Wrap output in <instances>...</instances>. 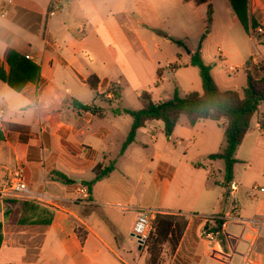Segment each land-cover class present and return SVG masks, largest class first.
Returning a JSON list of instances; mask_svg holds the SVG:
<instances>
[{
  "label": "crops",
  "instance_id": "0c3cea01",
  "mask_svg": "<svg viewBox=\"0 0 264 264\" xmlns=\"http://www.w3.org/2000/svg\"><path fill=\"white\" fill-rule=\"evenodd\" d=\"M133 1L70 0L69 11L58 9L51 17L50 9L61 7L63 0H0V68L8 72V57L12 51L31 56L33 60L30 61L41 68L40 80L28 83L21 92L0 79V109L5 110L0 117L3 136L0 139V188L15 169L23 167L25 182L33 195L29 200L0 199V264H148V248H140L133 238L141 209L189 218L180 244L175 250L166 244L159 264H243L244 255L250 251L256 264H264V200L248 213L246 205L241 207L238 201H241L240 196H248L249 192L236 179V190L231 192L221 185L224 179L215 180L213 188L208 184L209 180L199 183L196 188L182 184L181 166L196 168V163L201 166L203 159L206 165L215 168L217 161L208 157L217 152L210 150L208 142L194 156L190 157L186 152L180 168L171 164L172 156L163 158V154L157 152V172L152 179L148 176L146 182L144 171L140 172L129 164L121 166L120 161L127 158L136 141L121 155L122 148L114 151L115 133L123 129L127 139L133 118L126 121L124 116L130 115L116 114L118 108L107 107L102 102L115 103L114 94L109 92L115 83L120 86L123 97L122 80L85 73L81 60H90V46L104 43L100 31L106 16H134L130 4ZM225 1L227 15L240 23L232 15L230 0ZM187 3L197 7L211 4L212 21H217L214 0L201 5L193 0ZM249 6L250 17L258 27L264 25V0H249ZM5 9L8 14L2 16ZM77 19L83 24H77ZM109 34L112 42H116L111 31ZM246 34L249 40L256 42L251 34ZM194 53H189L190 65ZM200 53L205 61L204 49ZM261 59L264 60V56L250 52L248 58L228 72L236 73L241 69L246 76V65L251 60V71L261 78L260 68L264 62ZM218 73L222 75L224 72ZM93 75L100 79L97 92L100 97L87 83ZM213 76L222 90L242 91L247 85V76L242 80L240 77H215V72ZM236 81H239L241 90ZM199 92L202 93L203 89ZM74 100L102 111L95 114L77 110L73 106ZM262 105L238 156L245 144L252 141L253 131L262 129ZM209 121L213 120L194 126L205 131L209 128ZM120 122H125L126 127H121ZM178 126L171 138L178 137ZM193 139L191 142L196 140ZM257 143L254 140L252 146ZM238 159L250 160L244 156ZM112 161H116L115 170L93 186L89 199H83L79 190L88 187L82 183L95 179L94 169L98 165L107 167ZM151 163L155 164V160ZM54 172L65 174L76 184L65 185L54 177ZM118 176L127 180L130 176L138 177L139 182H143L139 197L135 190L140 188L129 190L126 196L114 189L113 182ZM175 183L178 187L172 189ZM124 200H128L127 203ZM232 202L240 206L239 216L245 222L228 221L223 229L225 239L217 238L210 243L203 236L208 220L228 217L233 207L228 210L229 203ZM120 206L128 209L123 210ZM113 208L132 214L128 228L111 213V216L107 215L106 211L112 212ZM76 224L87 231L84 243L76 231Z\"/></svg>",
  "mask_w": 264,
  "mask_h": 264
},
{
  "label": "rangeland",
  "instance_id": "374dc122",
  "mask_svg": "<svg viewBox=\"0 0 264 264\" xmlns=\"http://www.w3.org/2000/svg\"><path fill=\"white\" fill-rule=\"evenodd\" d=\"M63 2L58 9L69 11L70 0ZM225 2L214 0L217 13L215 23L212 21L213 15H210L209 4L197 7L182 0H134L130 3L134 8L133 17L106 16L101 22L100 31L104 43L90 46V60H81L85 73L91 72L111 79L120 77L122 80V99L118 101L113 96L115 103L111 105L103 101L102 104L118 109L138 110L142 107L140 96L145 91L153 93L152 97L157 101L173 98L176 90L181 96L193 90L202 91L200 71L189 64L193 51L202 49L206 64L212 66L215 77H240V80L246 77L241 69L236 73H229L228 70L242 63L250 52H254L256 56H264V35L256 37V42L249 40L241 24L227 15ZM76 22L83 24L79 19ZM108 30L116 38V42L113 40L115 43L110 39ZM174 40H180L184 45L174 44ZM219 71L224 73L219 75ZM236 84L241 90L239 81H236ZM113 85L119 86L116 83ZM261 111H264V103ZM124 119L132 121L131 116H124ZM120 125L126 127L127 124L120 122ZM178 125V137L170 139L165 134L163 122H150L138 132L135 145L127 158L120 161L121 166L129 164L140 172L144 171L146 182L148 176L152 179L157 172V152L163 154V158L172 156L171 164L179 167L186 152L190 157L196 155L205 142L210 144V150L215 149L216 152H220L226 145L222 123L209 121L208 130L200 131L190 125L187 117L183 116ZM253 132L252 141L245 144L242 153L237 155V158L244 156L250 160L240 161L235 167V179L249 192L248 196H240L241 201H238L241 207L246 205L248 213L264 200V191L261 190L264 188V128L255 129ZM124 135L123 129L115 133V152L122 148L126 139ZM193 138L196 140L192 143ZM254 140L258 141L257 146H252ZM152 160H155V164L151 163ZM201 164L200 166L196 163V168L181 166L180 177L184 187L196 188L199 183L209 180L208 184L213 188L215 180H225L223 160H218L214 169L211 165H206L203 159ZM113 183L114 189H118L120 194L125 196L129 190L140 188L135 190L136 193L139 192V197L143 186V182L133 176L128 180L118 176ZM256 185L258 188H255ZM177 187L175 183L172 189ZM127 201L124 200L125 203ZM232 205L233 202L229 203L228 210ZM111 211H106L108 216L114 215L119 223L129 227L132 214L120 212L116 208ZM233 230L236 231V228Z\"/></svg>",
  "mask_w": 264,
  "mask_h": 264
},
{
  "label": "trees",
  "instance_id": "16d2710c",
  "mask_svg": "<svg viewBox=\"0 0 264 264\" xmlns=\"http://www.w3.org/2000/svg\"><path fill=\"white\" fill-rule=\"evenodd\" d=\"M185 1L189 2L191 0ZM193 1L198 5L209 3V0ZM230 2L232 15L238 18L245 31L250 34L252 28L258 27V23L250 17L249 0H230ZM209 9L210 15H213L211 4ZM174 43L179 46L184 45L182 41L174 40ZM251 63L252 61L249 60L246 65L247 85L242 91L237 89L222 90L213 76L212 67L205 63L200 51L195 52L191 57V65L197 67L200 71L203 92L191 91L185 96H181L180 92L176 90L173 98L157 101L151 93L145 91L140 96L142 105L140 109L116 110V114L125 113L133 118L131 131L122 146L120 154L123 155L129 146L136 141L139 130L145 128L149 122H163L165 134L168 138L172 137L183 116L187 117L189 124L192 126L205 120L222 123L225 129L226 145L220 152L211 154L208 158L212 161L223 160L225 162V180L221 185L228 192H231V186L235 181V167L240 162L237 158L238 150L247 134L252 130V121L259 112L260 106L264 103V62L260 68L263 73L261 78L253 74ZM8 65L9 70L7 73L0 68V79L17 92H21L28 83H35L41 78L40 66L16 51L10 53ZM87 83L97 94L100 79L93 75L89 77ZM109 92H112L118 101L122 99L119 86H111ZM97 96L100 97L99 94ZM73 106L83 112L100 114L102 111L96 106L85 105L77 100L73 101ZM261 125L264 128V117L261 120ZM2 138L0 132V139ZM115 168L116 161H112L107 167L98 165L94 169L95 179L82 184L87 186L91 192L93 186L109 176ZM54 177L65 185L76 184L75 180L70 179L61 172H54ZM226 223L224 217H213L208 220L205 230L207 231L211 227L218 238L225 239L223 229ZM188 224L189 218L185 215L157 212L155 231L148 241V252L150 254L148 264L160 263L163 248L166 244H169L175 250L180 244ZM76 231L84 243L87 231L78 224H76Z\"/></svg>",
  "mask_w": 264,
  "mask_h": 264
},
{
  "label": "built area",
  "instance_id": "2783aa9c",
  "mask_svg": "<svg viewBox=\"0 0 264 264\" xmlns=\"http://www.w3.org/2000/svg\"><path fill=\"white\" fill-rule=\"evenodd\" d=\"M58 10V6H53L52 10L49 12V16H54ZM8 14V10H3L2 16H6ZM251 37L256 40V37L260 35H264V25H260L255 29H251ZM28 60H33V58L29 55H26ZM5 114L4 109H0V117ZM258 188V187H255ZM231 190H236V184L233 183L231 186ZM264 191V189H261ZM81 197L83 199H89V190L86 187H82L79 190ZM33 198V195L25 182L24 178V169L23 167H19L15 169L10 176V179L7 181L5 185L0 188V199L7 200V199H18V200H29ZM123 210H127L128 207L120 206ZM240 206L238 203L233 204L232 211L228 217H224V219L228 222H245L239 216ZM157 212L141 209L139 211V215L136 221V224L133 229V238L137 241L139 246L142 248H148V241L151 235L155 231V220H156ZM252 223L256 221H251ZM203 236L210 242H214L218 237L215 232L212 231L210 227L207 231H204ZM251 253V251H250ZM250 253L244 255L243 264H256L255 260L251 258Z\"/></svg>",
  "mask_w": 264,
  "mask_h": 264
},
{
  "label": "water",
  "instance_id": "95a60500",
  "mask_svg": "<svg viewBox=\"0 0 264 264\" xmlns=\"http://www.w3.org/2000/svg\"><path fill=\"white\" fill-rule=\"evenodd\" d=\"M140 248H142V246H140Z\"/></svg>",
  "mask_w": 264,
  "mask_h": 264
}]
</instances>
